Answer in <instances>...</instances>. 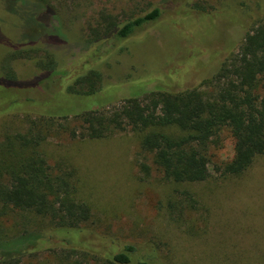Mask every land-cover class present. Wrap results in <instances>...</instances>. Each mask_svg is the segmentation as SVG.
<instances>
[{"label":"rangeland","instance_id":"rangeland-1","mask_svg":"<svg viewBox=\"0 0 264 264\" xmlns=\"http://www.w3.org/2000/svg\"><path fill=\"white\" fill-rule=\"evenodd\" d=\"M39 2L50 7L51 19ZM195 2L207 13L193 12ZM154 7L162 10L157 21L106 44L113 49L102 48L93 66L103 72L105 90L118 99L133 82L173 91L198 85L264 17V0H0V99L24 94L4 86L5 59L19 81L39 72L35 60L8 58L14 51L24 56L33 47L31 55L38 58L47 48L72 61L95 29ZM16 101L24 103V95ZM24 125L19 113L1 118L0 142ZM59 130L53 126L42 150L49 164L64 162L74 169L77 196L90 205L92 216L74 238L78 249L68 260L41 252L21 264H96L81 251L103 256L127 244L136 258L160 264H264V155L239 176L213 172L202 182L175 184L162 178L150 156L138 154L131 130L97 140ZM211 152L217 161L232 158L227 132Z\"/></svg>","mask_w":264,"mask_h":264},{"label":"trees","instance_id":"trees-1","mask_svg":"<svg viewBox=\"0 0 264 264\" xmlns=\"http://www.w3.org/2000/svg\"><path fill=\"white\" fill-rule=\"evenodd\" d=\"M39 4L51 19L50 7ZM190 6L207 13L200 3ZM161 15L154 7L120 24L110 20L93 31L72 61L47 48L38 58L31 55L33 47L24 56L14 51L8 58L35 60L39 72L28 80H17L8 59L3 62L4 86L24 94L0 99V119L19 113L25 125L0 142V264H21L41 252L68 260L78 249L74 238L92 216L90 205L77 196L74 169L64 162L49 164L42 150L55 125L91 140L131 130L138 154L150 156L162 178L175 184L202 182L213 172L220 178L239 176L264 155V17L214 74L194 87L147 89L132 81L121 99L105 90L103 72L93 67L101 49L109 53L113 46L106 44L128 39ZM23 95L24 103L16 101ZM223 132L232 138L233 155L217 161L211 150ZM142 168L148 170L146 164ZM81 253L96 264H160L136 258L130 244L103 256Z\"/></svg>","mask_w":264,"mask_h":264}]
</instances>
